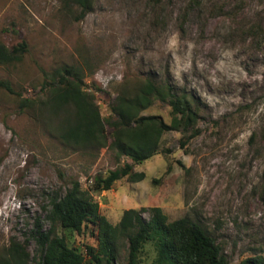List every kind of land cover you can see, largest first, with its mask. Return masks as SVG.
Listing matches in <instances>:
<instances>
[{
  "label": "rangeland",
  "instance_id": "1",
  "mask_svg": "<svg viewBox=\"0 0 264 264\" xmlns=\"http://www.w3.org/2000/svg\"><path fill=\"white\" fill-rule=\"evenodd\" d=\"M25 44L18 60L0 63V258L11 241L34 258L36 226L49 229V202L78 181L116 225L123 211L158 207L173 221L198 222L228 264L264 260V0H96L83 19L57 0H0V45ZM82 74L101 118L119 95L146 81L169 83L199 104L192 131H170L157 153L110 190H93L95 177L131 163L108 146L60 139L75 121L70 107L42 105L64 69ZM170 123V108L155 101L142 112ZM195 133L194 135H192ZM62 228L70 247L85 253L96 229ZM117 264H126L120 243ZM155 252L144 246L139 264Z\"/></svg>",
  "mask_w": 264,
  "mask_h": 264
},
{
  "label": "trees",
  "instance_id": "2",
  "mask_svg": "<svg viewBox=\"0 0 264 264\" xmlns=\"http://www.w3.org/2000/svg\"><path fill=\"white\" fill-rule=\"evenodd\" d=\"M66 13L83 19L92 11L96 0H57ZM25 48L20 43L11 50L0 45V63L18 60ZM52 95L42 102L47 109L70 107L75 121L66 119L61 126L60 139L65 143L85 145L97 143L107 146L105 129L111 130L109 148L115 151L117 162L128 159L121 167L105 177L93 179V190H110L113 183L126 178L132 183L144 180L142 172H133V165H141L158 151L162 137L170 131L186 133L197 127L199 104L185 91L178 92L169 83L157 84L146 81L129 96L119 95L109 106V115L101 118L94 104V96L82 88V74L74 69H64L52 84ZM0 87L11 93L6 82ZM165 103L170 108L171 120L166 124L154 115H142L153 102ZM193 133L192 135H194ZM46 221L49 229L42 231L37 225L33 238L37 244L34 258L26 249L11 241L0 264H117L120 243H127L126 264H139L145 245L151 244L155 257L151 264H228L221 247L198 222L188 216L168 221L158 207L123 211L119 222L111 224L100 214L98 203L78 181L71 182L62 197L49 202ZM96 229V244L85 246V253L68 246L65 238L57 233L58 228L81 233L87 225ZM241 264H264L262 256L248 258Z\"/></svg>",
  "mask_w": 264,
  "mask_h": 264
}]
</instances>
